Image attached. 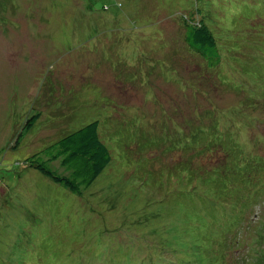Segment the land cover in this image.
I'll return each instance as SVG.
<instances>
[{"label": "rangeland", "instance_id": "1", "mask_svg": "<svg viewBox=\"0 0 264 264\" xmlns=\"http://www.w3.org/2000/svg\"><path fill=\"white\" fill-rule=\"evenodd\" d=\"M234 6L0 0V264H254L264 251V16L243 10L232 30ZM200 7L221 54L217 81L183 40V13ZM92 120L111 159L81 194L27 166ZM195 145V155L215 151L198 184L187 167ZM182 171V182L171 177ZM231 176L256 190L261 211L244 206L225 227L242 203L222 187ZM213 179V192L202 189Z\"/></svg>", "mask_w": 264, "mask_h": 264}, {"label": "trees", "instance_id": "2", "mask_svg": "<svg viewBox=\"0 0 264 264\" xmlns=\"http://www.w3.org/2000/svg\"><path fill=\"white\" fill-rule=\"evenodd\" d=\"M244 1L246 0H230V3L233 2L235 4V8H240L239 12L236 14V19L229 22L228 24L232 30H234V25L239 24V17L244 14V12H242L243 10L254 12L252 15H255V12H259V15L264 16V0H248L247 3ZM219 14L221 15V13ZM180 23L184 29L183 40L186 44V47L191 53L199 56L200 59L204 61L205 68L207 70L209 68V71H212L211 76L213 79H216L214 72L216 70L215 67L219 66L221 54L218 50L216 39L210 29L209 23L211 22L208 20L205 10L201 9L200 11L198 8L197 11L194 10L190 15L183 13ZM202 85L206 87L205 83ZM41 115V111L32 114V116H30L25 122L24 129L29 131L32 125ZM247 116L252 117L250 113H248ZM23 134V132L19 133L16 145L19 143V139ZM186 150L189 152L190 156V159L188 158L189 162L187 167L195 170L193 175L190 176V178H192L190 182L198 184V167H208L211 165V163L214 162L212 159L214 158L213 152L215 151L211 149L212 151H208L202 155L192 154V152L198 151L197 145H195V149L193 150ZM208 155H213L211 159L207 160L209 161V164L206 163V160H203L204 157ZM193 157H198V159H194ZM110 159L111 155L109 148L101 139L98 131V120H92L81 127L50 141L43 148H41L40 151L38 150L29 156L26 159V164L27 166L38 169L48 176L52 181L61 184L73 193L81 194V188L90 185L102 171V169L109 163ZM51 163H54L57 170H55L50 165ZM187 167H185L184 170H186ZM167 168L172 169L173 166ZM171 177L174 179L177 178L179 182H182L183 179H186V175L183 171L177 176L172 174ZM202 181L204 182L202 189L213 192V186L219 180L213 179V182L210 180L207 183L204 180ZM234 182L235 181L232 179V176L227 179H222V187H224L225 191L228 190V194H233L235 196L233 201L236 203V205L238 201L242 202L240 206L237 205L234 208H237L234 215L235 219L229 217L225 220L224 225L222 224L225 227L234 225L239 220V216L242 217L240 214L242 211H245L243 209L244 206H246V210L252 209L251 212H256L257 210H260L261 207V205H259L260 202H257L258 206L255 204L257 201L256 190L253 189L251 192H249V187H247L245 183L235 184ZM211 201H214L213 193L209 202ZM132 202L134 203L135 201L133 200ZM145 203L149 204L148 200L145 201ZM142 206H145V204L143 203ZM255 206H257V208ZM256 214L258 213L256 212ZM256 217L259 221L255 226L256 228L259 227L260 232L262 229H264V217H262V213H259ZM201 220L205 223V228L201 229L200 233H204L205 235L209 236V239L211 240L215 231L208 233V222L204 219V217H202ZM261 254L264 255V251L258 250L255 253L254 264H264V259ZM242 259L243 261L241 264H253L252 261L245 260V258Z\"/></svg>", "mask_w": 264, "mask_h": 264}]
</instances>
